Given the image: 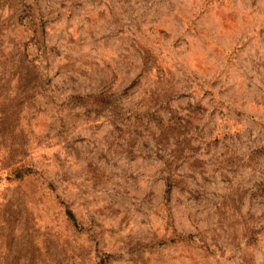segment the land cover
I'll use <instances>...</instances> for the list:
<instances>
[{"label":"rangeland","instance_id":"374dc122","mask_svg":"<svg viewBox=\"0 0 264 264\" xmlns=\"http://www.w3.org/2000/svg\"><path fill=\"white\" fill-rule=\"evenodd\" d=\"M0 264H264V0H0Z\"/></svg>","mask_w":264,"mask_h":264}]
</instances>
